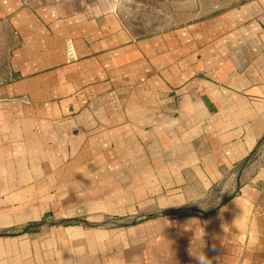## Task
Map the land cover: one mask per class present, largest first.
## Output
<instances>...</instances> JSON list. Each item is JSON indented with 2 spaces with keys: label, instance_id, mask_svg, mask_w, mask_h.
<instances>
[{
  "label": "crops",
  "instance_id": "0c3cea01",
  "mask_svg": "<svg viewBox=\"0 0 264 264\" xmlns=\"http://www.w3.org/2000/svg\"><path fill=\"white\" fill-rule=\"evenodd\" d=\"M1 47L0 264H264V0L147 38L0 0Z\"/></svg>",
  "mask_w": 264,
  "mask_h": 264
},
{
  "label": "rangeland",
  "instance_id": "374dc122",
  "mask_svg": "<svg viewBox=\"0 0 264 264\" xmlns=\"http://www.w3.org/2000/svg\"><path fill=\"white\" fill-rule=\"evenodd\" d=\"M100 6H112L123 26L137 38H147L166 31L192 24L212 17L215 13L234 8L248 0H86ZM197 9V11H196ZM4 55L0 48V66ZM72 221H66L71 223ZM45 224L46 219L35 224H27L31 230L38 229ZM51 224L59 221L49 220ZM90 224V223H89ZM86 224L101 225L99 223ZM50 225V224H49ZM58 225V224H57ZM91 227V226H90Z\"/></svg>",
  "mask_w": 264,
  "mask_h": 264
},
{
  "label": "clouds",
  "instance_id": "9594fccd",
  "mask_svg": "<svg viewBox=\"0 0 264 264\" xmlns=\"http://www.w3.org/2000/svg\"><path fill=\"white\" fill-rule=\"evenodd\" d=\"M193 258L196 260V264H211L210 259L206 256L203 251H201L199 255L193 256Z\"/></svg>",
  "mask_w": 264,
  "mask_h": 264
},
{
  "label": "trees",
  "instance_id": "16d2710c",
  "mask_svg": "<svg viewBox=\"0 0 264 264\" xmlns=\"http://www.w3.org/2000/svg\"><path fill=\"white\" fill-rule=\"evenodd\" d=\"M37 226H39V225L29 226L28 228L23 229L21 233H29V232L33 231V230H31L33 227H37ZM35 230L36 229H34V231Z\"/></svg>",
  "mask_w": 264,
  "mask_h": 264
}]
</instances>
